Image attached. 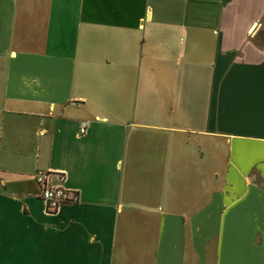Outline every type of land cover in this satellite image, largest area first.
Here are the masks:
<instances>
[{
  "label": "crops",
  "instance_id": "crops-1",
  "mask_svg": "<svg viewBox=\"0 0 264 264\" xmlns=\"http://www.w3.org/2000/svg\"><path fill=\"white\" fill-rule=\"evenodd\" d=\"M0 264H264V0H0Z\"/></svg>",
  "mask_w": 264,
  "mask_h": 264
},
{
  "label": "built area",
  "instance_id": "built-area-1",
  "mask_svg": "<svg viewBox=\"0 0 264 264\" xmlns=\"http://www.w3.org/2000/svg\"><path fill=\"white\" fill-rule=\"evenodd\" d=\"M87 123H83L80 135L87 133ZM55 173L51 170H38L35 174L36 183L41 191V199L48 213H58L63 207L78 202V195L64 186L65 178L55 182Z\"/></svg>",
  "mask_w": 264,
  "mask_h": 264
},
{
  "label": "rangeland",
  "instance_id": "rangeland-1",
  "mask_svg": "<svg viewBox=\"0 0 264 264\" xmlns=\"http://www.w3.org/2000/svg\"><path fill=\"white\" fill-rule=\"evenodd\" d=\"M36 181V180H35Z\"/></svg>",
  "mask_w": 264,
  "mask_h": 264
}]
</instances>
